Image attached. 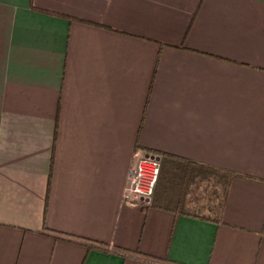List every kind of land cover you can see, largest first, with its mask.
<instances>
[{"label":"crops","instance_id":"obj_1","mask_svg":"<svg viewBox=\"0 0 264 264\" xmlns=\"http://www.w3.org/2000/svg\"><path fill=\"white\" fill-rule=\"evenodd\" d=\"M257 179L264 0H0V264H264Z\"/></svg>","mask_w":264,"mask_h":264},{"label":"built area","instance_id":"obj_2","mask_svg":"<svg viewBox=\"0 0 264 264\" xmlns=\"http://www.w3.org/2000/svg\"><path fill=\"white\" fill-rule=\"evenodd\" d=\"M135 157L124 198L133 204L150 205L161 171L162 155L156 151L136 150Z\"/></svg>","mask_w":264,"mask_h":264},{"label":"trees","instance_id":"obj_3","mask_svg":"<svg viewBox=\"0 0 264 264\" xmlns=\"http://www.w3.org/2000/svg\"><path fill=\"white\" fill-rule=\"evenodd\" d=\"M164 157L162 156V166H161V170H162V167H163V163H164ZM188 161V160H187ZM190 164L191 163H193V164H196L195 162H193V161H188ZM204 166V165H203ZM204 168V167H203ZM205 170H204V172L205 173H209V172H211L212 171V167L210 168L209 166H205ZM160 173H161V171H160ZM245 177H247V178H250V179H254V177H252V176H250V175H246ZM257 180H259V181H264L263 179H257ZM54 234H55V236H61L62 234L61 233H56V232H54ZM62 238L64 237V236H61ZM69 237H71V236H69ZM71 238H73V237H71ZM84 243L88 246V248L89 247H91L93 244L92 243H90L89 241H84Z\"/></svg>","mask_w":264,"mask_h":264},{"label":"rangeland","instance_id":"obj_4","mask_svg":"<svg viewBox=\"0 0 264 264\" xmlns=\"http://www.w3.org/2000/svg\"><path fill=\"white\" fill-rule=\"evenodd\" d=\"M161 166H162V163H161ZM215 174V173H214ZM209 175H211V177H209V180L207 181V182H205V184H208V183H212V182H215V181H213V180H215L214 178H212V176H213V173H210L209 172ZM209 193H210V191H209Z\"/></svg>","mask_w":264,"mask_h":264}]
</instances>
